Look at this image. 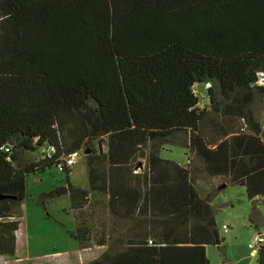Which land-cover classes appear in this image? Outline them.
Segmentation results:
<instances>
[{
	"label": "trees",
	"instance_id": "trees-1",
	"mask_svg": "<svg viewBox=\"0 0 264 264\" xmlns=\"http://www.w3.org/2000/svg\"><path fill=\"white\" fill-rule=\"evenodd\" d=\"M261 70L264 0H0V255H16L27 177L56 166L66 182L44 196H69L80 249L106 247L87 264H211L223 187L197 179L264 202Z\"/></svg>",
	"mask_w": 264,
	"mask_h": 264
},
{
	"label": "rangeland",
	"instance_id": "rangeland-1",
	"mask_svg": "<svg viewBox=\"0 0 264 264\" xmlns=\"http://www.w3.org/2000/svg\"><path fill=\"white\" fill-rule=\"evenodd\" d=\"M197 95L201 107L209 102L205 85L198 87ZM253 109L264 128V96L262 101H255ZM208 133L209 130L207 137L212 138ZM161 156L185 165L190 150L184 145L168 142L163 146ZM69 177L76 186H88L83 156L73 164ZM65 182L66 173L56 166L27 177L16 255L13 258L0 255V264H87L104 252L105 246L79 248L78 241L72 236L77 224L67 194L44 196ZM218 183L223 188L212 199V204L217 209V225L224 240L222 247L208 245L207 256L211 264H257V248L259 243L264 245V202L261 200L253 208L245 186H225L223 177L197 179L196 185L200 193L205 194Z\"/></svg>",
	"mask_w": 264,
	"mask_h": 264
},
{
	"label": "built area",
	"instance_id": "built-area-1",
	"mask_svg": "<svg viewBox=\"0 0 264 264\" xmlns=\"http://www.w3.org/2000/svg\"><path fill=\"white\" fill-rule=\"evenodd\" d=\"M257 84L264 85V71L261 70L258 72ZM82 156L81 150H73L66 158V165L73 166L77 162V160ZM264 198V195H263ZM223 228H228L227 225H223ZM260 237V235H259Z\"/></svg>",
	"mask_w": 264,
	"mask_h": 264
},
{
	"label": "water",
	"instance_id": "water-1",
	"mask_svg": "<svg viewBox=\"0 0 264 264\" xmlns=\"http://www.w3.org/2000/svg\"><path fill=\"white\" fill-rule=\"evenodd\" d=\"M210 85V83L208 82V83H206V86L208 87ZM89 152V150H86L84 153L86 154V153H88ZM1 197V196H0ZM256 201H257V199H253L252 200V203L253 204H255L256 203ZM226 264H232V263H226Z\"/></svg>",
	"mask_w": 264,
	"mask_h": 264
},
{
	"label": "crops",
	"instance_id": "crops-1",
	"mask_svg": "<svg viewBox=\"0 0 264 264\" xmlns=\"http://www.w3.org/2000/svg\"><path fill=\"white\" fill-rule=\"evenodd\" d=\"M18 233V232H17ZM81 250H84V249H81Z\"/></svg>",
	"mask_w": 264,
	"mask_h": 264
}]
</instances>
